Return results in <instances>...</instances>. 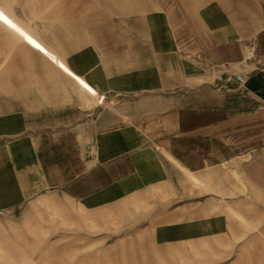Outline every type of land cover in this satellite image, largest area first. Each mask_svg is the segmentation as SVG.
Masks as SVG:
<instances>
[{"label": "crops", "instance_id": "0c3cea01", "mask_svg": "<svg viewBox=\"0 0 264 264\" xmlns=\"http://www.w3.org/2000/svg\"><path fill=\"white\" fill-rule=\"evenodd\" d=\"M103 1L74 16L134 6ZM121 22L124 33L74 46L9 29L22 41L10 36L0 69V213L44 192L82 209L111 201L128 186L120 180L160 178L140 173L150 162L159 170L165 156L190 172L252 158L255 179L264 178V0H174ZM95 90L143 93L117 109L123 118L113 110L105 118L101 107L83 112ZM204 217L221 222L218 213ZM199 220L154 235L192 238Z\"/></svg>", "mask_w": 264, "mask_h": 264}, {"label": "rangeland", "instance_id": "374dc122", "mask_svg": "<svg viewBox=\"0 0 264 264\" xmlns=\"http://www.w3.org/2000/svg\"><path fill=\"white\" fill-rule=\"evenodd\" d=\"M133 1L125 14L103 10L78 17L74 12L83 5L103 9L104 1L0 0V69L5 46L10 36H16L10 28L29 30L48 44L55 45L57 36H66L73 46L99 44L103 36L124 33L118 26L127 16L174 0L127 3ZM143 1L145 5L140 7ZM142 93L96 91L93 96L87 94L83 112L89 115L101 107L105 118L109 110L123 118L117 109L126 108L127 97ZM147 164L152 170L140 174L157 172L161 177L138 178L132 186L130 180H120L128 186L119 188L123 193L111 201L101 200L82 209L60 193L44 192L22 203L17 211L0 213V264H264V178L255 179L252 158L197 172L182 171L167 156L159 170H153V163ZM262 169L264 172V164ZM210 213H218L221 222L208 221L204 216ZM197 217L200 227L192 238L170 233L160 240L154 235L158 226H174ZM215 224L223 230L218 232ZM232 229L234 235L229 233Z\"/></svg>", "mask_w": 264, "mask_h": 264}, {"label": "built area", "instance_id": "2783aa9c", "mask_svg": "<svg viewBox=\"0 0 264 264\" xmlns=\"http://www.w3.org/2000/svg\"><path fill=\"white\" fill-rule=\"evenodd\" d=\"M233 77H234V79L237 80V82H238L239 84H241V85H244L245 82H246V78H245L242 74H240V73H235V74L233 75Z\"/></svg>", "mask_w": 264, "mask_h": 264}, {"label": "snow or ice", "instance_id": "6c2138e0", "mask_svg": "<svg viewBox=\"0 0 264 264\" xmlns=\"http://www.w3.org/2000/svg\"><path fill=\"white\" fill-rule=\"evenodd\" d=\"M5 23H7V21H5Z\"/></svg>", "mask_w": 264, "mask_h": 264}]
</instances>
